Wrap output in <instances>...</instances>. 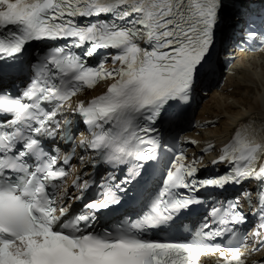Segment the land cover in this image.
<instances>
[{"label": "snow or ice", "instance_id": "snow-or-ice-1", "mask_svg": "<svg viewBox=\"0 0 264 264\" xmlns=\"http://www.w3.org/2000/svg\"><path fill=\"white\" fill-rule=\"evenodd\" d=\"M221 3L0 0V264H204L211 256L214 264H258L245 249L250 238L264 247V127L257 132L241 123L236 139L219 151L209 144L199 159H189L183 146L197 141L179 136L174 162L164 159L162 130L178 126L182 106L216 75ZM33 40L64 46L29 58ZM29 69L35 71L21 95L7 92ZM100 81L107 84L102 94L78 98ZM74 118L83 119L87 135L73 131ZM44 138L57 145L54 152L46 150ZM204 152L216 153L210 164L224 168L222 174L198 176ZM101 160L126 171L119 178L110 172L99 196L89 199L92 174L78 172L73 162L94 169ZM160 176L166 179L150 211L124 221L131 228L171 221L199 203L201 189L248 182L255 190L214 205L212 223L204 221L190 241L141 240L119 227L117 234L93 230L103 210ZM248 212L257 222L243 232ZM37 213L44 222L18 235L19 225ZM49 235L56 238L51 247H33L29 239Z\"/></svg>", "mask_w": 264, "mask_h": 264}, {"label": "bare ground", "instance_id": "bare-ground-1", "mask_svg": "<svg viewBox=\"0 0 264 264\" xmlns=\"http://www.w3.org/2000/svg\"><path fill=\"white\" fill-rule=\"evenodd\" d=\"M254 64L251 62L248 68L238 66L240 81L229 77L226 90L216 93L202 112L221 117L223 129H231L247 111L264 112V66L259 72L261 68Z\"/></svg>", "mask_w": 264, "mask_h": 264}, {"label": "clouds", "instance_id": "clouds-1", "mask_svg": "<svg viewBox=\"0 0 264 264\" xmlns=\"http://www.w3.org/2000/svg\"><path fill=\"white\" fill-rule=\"evenodd\" d=\"M249 125V124H245ZM241 129L237 130L238 132ZM233 139H236V135H234ZM231 142V141H230ZM262 166H264V164H262ZM44 219L42 217V214L37 213L35 218L30 217L27 221H24L23 223H21L19 225V231H18V235H20L21 237H24L26 235V233L29 231L30 228H38L40 223H43ZM66 224L71 223L70 221H66ZM0 226H3L2 224H0ZM19 243V241H18Z\"/></svg>", "mask_w": 264, "mask_h": 264}, {"label": "rangeland", "instance_id": "rangeland-1", "mask_svg": "<svg viewBox=\"0 0 264 264\" xmlns=\"http://www.w3.org/2000/svg\"><path fill=\"white\" fill-rule=\"evenodd\" d=\"M243 66H244V65H243ZM237 79H238V81H240V78L237 77ZM231 102H233V101H231Z\"/></svg>", "mask_w": 264, "mask_h": 264}]
</instances>
